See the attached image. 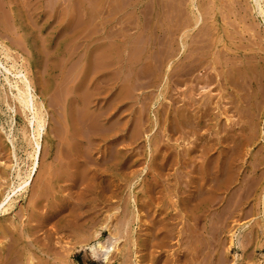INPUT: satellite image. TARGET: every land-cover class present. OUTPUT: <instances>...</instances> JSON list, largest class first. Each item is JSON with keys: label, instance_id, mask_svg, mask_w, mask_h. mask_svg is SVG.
Returning a JSON list of instances; mask_svg holds the SVG:
<instances>
[{"label": "rangeland", "instance_id": "rangeland-1", "mask_svg": "<svg viewBox=\"0 0 264 264\" xmlns=\"http://www.w3.org/2000/svg\"><path fill=\"white\" fill-rule=\"evenodd\" d=\"M138 1L107 0L101 6L100 0H0V41L10 47L11 59L26 73L46 118L31 182L22 193L9 194L14 200L0 214V264H264V198L260 199L264 192V15L253 7L254 0H195L193 11L201 16L199 24L209 30L206 35L193 31L188 39L209 51L217 62L212 72H220L221 63L228 60L249 65L253 74L241 80L244 114L236 112V96L220 78L213 80L211 114L204 118L202 96L197 95L203 74L195 71L197 76L191 74L181 85L175 75L177 47L186 29L179 27L191 20L188 0H141L139 5ZM260 2L264 8V0ZM141 57H147V64H137ZM2 72L7 75L0 64V198L18 181L16 170L23 173L30 165L32 138L29 112L18 106L14 87L8 86ZM145 72L149 75L144 76ZM257 81L261 90L253 114L248 98ZM125 88L128 98L124 99ZM182 88L186 97L195 92L196 101L185 140L174 118ZM138 109H143L141 130L145 131L132 142L128 128L121 125L136 120ZM250 119L255 121L256 142L248 153L241 151L236 162L246 166L239 172L240 182L252 181L247 168L255 151L262 161L254 175L260 185L242 191L246 202L229 218L224 231L217 233L222 221L219 212L226 208L222 202L213 201L195 222L184 216L180 200L189 188L199 185L195 175L205 159L214 162L229 150ZM105 133L111 136L103 139ZM119 148L140 157L138 167H145L155 154L159 172L146 167L140 179L137 171L129 169L121 174L109 172L108 164L97 156H111ZM77 154H81L80 168L73 173ZM109 178L115 179L116 188L110 187ZM146 181L156 185L150 210L147 196L141 193ZM55 201H59L56 207ZM159 206L164 207L160 214L154 211ZM136 208L138 217L133 220ZM162 216L166 223L158 225ZM100 223H109L118 236L117 249L107 262L78 246L100 229ZM102 229L89 245L97 239L112 241L108 229ZM231 232L233 243L227 248Z\"/></svg>", "mask_w": 264, "mask_h": 264}, {"label": "bare ground", "instance_id": "bare-ground-1", "mask_svg": "<svg viewBox=\"0 0 264 264\" xmlns=\"http://www.w3.org/2000/svg\"><path fill=\"white\" fill-rule=\"evenodd\" d=\"M106 1L107 0H100V5L103 6L106 3ZM138 2H139L138 3V5H139L140 2H141V0H139ZM164 3H162L163 6H164ZM168 5L166 7H168ZM195 5H196L195 4V0H188V5L187 6H188V8H190V13H191L190 19L191 20H190V22L185 21L184 23H181L180 24V27H179L180 30H182V29L184 30V28H186V29L183 32H181V36H180V39H179V43H178V47H177V52H176V66H175L176 73H175V75L178 77V83L180 85L181 84H184L186 78L188 76H190L191 74H193L195 71H198V73H201V75L203 74V80L202 81L204 82V84L201 86L200 91L199 92L196 91V92L198 93L197 95L200 94V97L202 96V98H201V101L202 102H200V104L202 105L201 108L203 109L202 110V113H201V117H204L205 118V116L208 117L211 114L210 113V108H211L210 104L212 102V95L210 94L211 93L210 90L213 89L212 88L213 87V80L214 81H219V79L222 78L223 81H224L225 87L228 90L230 89L234 93V95L236 96V100L239 103L238 106H237L236 112H238V114H240V113L244 114V111H243V109L241 107L242 105H240L241 104L240 103L241 102L240 101V91H243L242 89L244 87V84L242 86L241 80H244L245 81V79H246L247 76H249V78H253V76H252L253 74L251 72L252 71L251 70V67L249 65H247V64L242 63V62H241L242 64H237L236 62H230V61L226 60L225 63H221V67L222 68H221L220 72H216L215 74L212 72V71H214L216 69L217 62L213 58H211V55H210L209 51L202 50V48H204V45H203V47L201 46L202 48L201 47H196L195 45H192L193 43L191 44L190 40L188 39V37L193 34L192 33L193 31H195L196 33H201V35L202 34L206 35V34H208V30H209V29L205 28L206 26L205 27L200 26L201 24H199V22L201 20V16H200L199 13H197V10L195 12L193 11V10H195ZM124 6L127 7L126 5H124ZM253 7L254 8L255 7H258L259 10H260V12L264 15V8L261 5L260 0H254ZM168 11H170V10H168ZM165 15H166V13H165ZM0 17H2V16H0ZM70 20H71V18L70 19L65 18L64 21L69 22ZM263 21H264V19H263ZM99 22H100V20H99ZM166 22H167V20H166ZM103 23L105 24V21ZM65 25L67 26V24H65ZM165 27H168V25H165ZM165 30H166V28H165ZM168 30H169V28H168ZM219 40H220V38H217L216 41H219ZM4 43L5 42L0 41V52L3 54V58L2 59L4 60V62H2L0 60V64H1V66H3V69L6 71L7 75L5 73H3L4 71L2 73H3V75L5 74L4 77H5V80L8 82V86L10 85V86L14 87L13 96H14V99L19 104L18 106H20V108L22 109V111H28L29 112V115L30 116L28 117V122L31 125V130H32V133H31L32 136L31 137L32 138L31 139L29 138L30 139L29 141H30V144H31V150L28 151V157H30L29 160H31L30 161V165L26 169H24V172L23 173H22V171H20L19 169H17L16 170V176L18 177V181L15 184L14 183H11V186L9 187L10 189L8 191H3V192H5V194L0 198V214L2 212H4L5 210L7 211L8 207L11 206V204H12V202L14 200V199H11V197H10L9 194H11L12 192L16 194L18 191L21 192L23 190H26L27 186L31 182L32 176L35 173L36 168L38 166L39 154H40V150H41V140H40V138H41V131L43 130V127L45 126L44 125V119H46V118H44L43 105H42L41 102H39L37 100L38 98L36 99L35 94L33 92V88H32V86L30 84V81H29L26 73L23 71V69H21L22 67L21 68H18L17 62L15 60H13L14 58L11 59L10 53H9L10 50L8 51V49H10V47L7 48L8 47V46H6L7 44L4 45ZM194 44H196V43H194ZM201 45H202V43H201ZM8 59H11L10 63H8ZM147 61H148L147 60V57H144V58L141 57L139 59V61L137 62V64H139V65L140 64H143V63H146L147 64ZM219 63H220V61H219ZM132 64H133V62H132ZM169 66H170V64H169ZM166 72H167V70H166ZM135 73H134V75H135ZM10 74L12 75L11 78H10ZM217 74L219 75V77L216 76ZM137 75H139V74H137ZM146 75H149V74H147V72H145L144 76H146ZM194 76H197V74L194 73ZM260 83L258 84V81H257V83L256 82L254 83V87H253V90H252V94L248 98V101L250 102V107L252 109V113L253 114H254V111L256 110V106H255L254 101H256V99L258 98V92L260 93V90H261V84ZM125 85L126 84H122L123 87ZM215 85H216V83H215ZM251 85L252 84L250 83V86ZM191 88H192V90L194 89V87H191ZM202 92H204V93H202ZM121 93H122L121 96L124 99L125 98H128L127 97L128 94H127V89L126 88H125L124 91H121ZM194 93L195 92L190 91V93L188 94V97H186L185 96L186 95V89L184 90L182 88V90L180 92V94L183 95L180 98L181 104H179V106L177 107V109L175 111V117L174 118H175V121H176V126H177V129L180 130L181 133H182V137H181L182 139L185 138V134H186L185 128L189 127L191 125V120L193 118H195V113L193 114V109H192V105H194V101H195L193 99L195 97H192V95ZM2 97L4 98V96H2ZM185 98H187V100ZM0 100H2V98ZM230 101H233V100L231 99ZM195 103H196V101H195ZM217 106H219V104H217ZM138 110H140V109H138ZM142 110L143 109H141L138 112L137 117H136V120L134 119V121H132L133 123L131 122L128 125V121L125 120V122L121 125L122 128H128L129 135H130L129 137L132 140V142H133L134 139L135 140H138L137 138L140 136V134L142 132L141 127H143V122H144V120L142 122V119H141ZM226 111H227V108L226 109H223L222 112L226 113ZM108 114L111 115L112 112H109ZM220 114H221V112H220ZM227 120L230 121V119L226 118V121ZM197 122H201V121H198L197 120ZM246 123H247V125H243L242 126L243 131H242L241 135L239 137H234L232 139L233 145H231V148L229 146V150L224 151L223 154L221 153V155H219L215 159L214 162L213 161H210L208 158H207V160L205 159V161L202 163L200 169L197 170V175H195V178L197 177L198 180H199V182H198L199 185L193 186L192 189L189 188V190L186 192L187 193L186 197L183 198L182 200H180L181 203H182L180 205L183 206V208H184V210L186 212L184 216L187 215L188 216L187 219H189V217H190L195 222H198L196 220L198 218H200L201 216L202 217L205 216L206 213H204L205 212L204 210L207 207H209V205L213 201H216V203L217 202H222V203H220V205H223V208H224V206L226 208H224V210H222V211L219 212L218 219H221L222 218V221L221 220L218 221L219 225L217 227V233H221V232L224 231L225 224L228 222L229 218L233 215V213L237 210V208L239 206H242V204L244 202H246L247 195L242 196L243 195L242 194L243 193L242 191L244 189H248L250 187L253 188L252 190H254L255 188H257L260 185L259 184V181L260 180L257 181V178L254 177V175L259 170V166L262 163V161H261L260 156L255 151H254V153L256 155L254 157L251 156L252 158H251V161L249 162V167L247 168L248 169V172L251 174L252 181L249 182L248 179H245L244 182L243 181L240 182L241 176L239 175L240 174L239 172H240V170H244L246 166H243L242 164L238 165V163L236 161H237V159H239L240 154H241V151H242V153H248V150H249L250 146L252 144L254 145L255 142H256V140H255L256 139V135H255V133H256L255 132V121L253 122L250 119ZM97 136H99V135H97ZM110 136H111V133L101 134V137L103 139H108ZM123 147H125V146H123ZM71 148H72V146H71ZM77 148H78V145H77ZM78 151H79V149H78ZM80 151H82V150H80ZM74 152H76V150ZM111 153H113V152H111ZM77 155H78V157L75 158V159H73V161H72L73 163H72V167L71 168H73L72 169L73 170V173L78 172V169L80 168V164H79V162H80L79 161L80 156L79 155H81V154H77ZM154 155L151 158H149L148 163H147V165L145 167H138V165L141 163L140 157H134V155H133V153L131 151L130 152L122 151V149H120V148L117 149L116 152L113 155H111V156H108L107 154L106 155H101V156H97V159L102 160L104 163H107L108 164V166L106 167V169L109 172H111V171L114 172L115 171V172L120 173V172H123V170H125V169H129L130 171H132V173H135L137 171L136 177L139 178L140 175L143 172H145L144 170H145L146 167L149 168L150 170L155 171L156 174L159 172L158 171L159 170L158 167H159L160 164L157 162V157L154 156ZM65 158H67V157H65ZM211 165H212V167H211ZM55 167H56V164H55ZM240 167H243V169H240ZM57 168H53V169L57 170ZM103 168H105V167H103ZM107 170H106V172H107ZM56 172H58V171H56ZM211 173L213 175H211ZM100 174L103 177V179L101 181L104 182L105 181L104 180L105 179L104 178V175L105 174H104L103 171ZM242 174H243V176H245L244 175V172ZM90 178H92V177H90ZM212 179H213V183L211 182ZM82 180H85L86 182H88V178H85V179L83 178ZM114 180L113 179H110V178L108 179V184L110 183V187H111V184L115 182ZM132 182H133V180H132ZM117 184L120 185L119 183H117ZM131 184L133 186V183H131ZM116 187L114 186V188H116ZM155 188H156L155 181H152V182L151 181L150 182L146 181L144 183V187L141 190V193L144 194V195H146L147 198H148L147 208L149 210L151 209V205H152V202H153L152 201L153 199L151 197V193L155 190ZM6 190H7V188H6ZM18 196H17V198H19ZM12 197H14V196H12ZM263 198H264V192H263V195L260 198L261 199V202H262ZM59 201H55L54 207H56L59 204ZM133 201H134V199L132 200V202ZM212 204H214V203H212ZM141 206H143V205H141ZM170 206L172 207V209L175 210V206H172V205H170ZM163 208H164L163 206H159L154 211L155 212H158L160 214L162 212L161 209H163ZM166 213H167V211H166ZM169 214H171V217H169V218L172 219L174 213L173 212H170ZM1 215H3V214H1ZM137 217H138V209L136 208L134 210V213H133V217L132 218L134 220ZM163 218H164V216H162L161 218H159L156 221V223L158 225L159 224L161 225V223L162 224L163 223H166V222H162L163 221ZM236 219H238V218H236ZM108 224L109 223H107V225ZM107 225L102 223L100 229H97L96 231L92 232V235L90 237H88L84 242H83V240H82V242L80 241V243L78 242L79 240L77 241L79 243L78 246L80 248H82V250L83 249H88L90 251V254L93 257H96L97 256L96 258H98L99 256H102V258L104 259L105 262L109 261L110 252L115 251L114 249H117L116 242L118 240L117 239L118 236L115 233L116 232V229L115 230L110 229V227L107 226ZM242 225H244V223ZM102 228H107L108 229V231H109L108 234H109L110 238H112V241L109 242V243H105V240L103 241L101 239L102 241H100V239H99V241H98V239H97V243L90 244L89 245L88 244V241L91 238L96 237V236H97V238L100 237V235L103 232V229ZM4 229H5V227H4ZM158 229L159 230H162L161 227L158 228ZM110 230H113V232L110 231ZM233 232H231V234H230V241H229L230 244L228 243L229 246L227 248L231 247V245L233 243V239H232ZM160 233H161V231H160ZM167 239H169V238H167ZM13 241H14V239H13ZM219 245H220V242H219ZM254 248H255V246H254ZM262 250L264 252V249H262ZM200 251H201V249H200ZM162 258H164V257H162Z\"/></svg>", "mask_w": 264, "mask_h": 264}]
</instances>
